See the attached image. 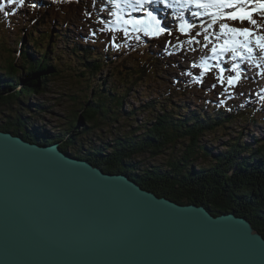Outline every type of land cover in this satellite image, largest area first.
<instances>
[{
	"label": "trees",
	"instance_id": "1",
	"mask_svg": "<svg viewBox=\"0 0 264 264\" xmlns=\"http://www.w3.org/2000/svg\"><path fill=\"white\" fill-rule=\"evenodd\" d=\"M88 2L92 1L64 0L59 2L52 0L51 7H42L38 24L40 23L45 28L34 36L31 32L32 28L27 27L25 38L30 39L32 45V48L28 50L22 45L24 29L21 30L20 37L15 36V41L23 46L22 61L16 65L10 55L2 59L4 64L0 68V112L4 111L3 107L9 108L14 105L12 104L14 101H21V104L26 103L24 92L28 95L29 92L34 94L49 92L47 83L62 75H71L75 79L80 78L81 81L89 78L91 80L87 85L92 86L93 89L84 90L81 97H72L74 106L69 114V121L60 128L61 133L48 134L37 128L29 129L30 125L27 124V120L32 119L31 115L29 118L28 115L18 114L7 116L4 121H0V128L23 137L25 135L30 141L41 140L44 143H51L58 140L60 147L65 151L70 149L77 156L85 157L104 171L127 173L142 187L178 203L203 204L213 214L235 212L250 220L254 229L264 236V182L260 178L261 175L264 176V139L256 138L254 148L247 145L251 143V140L237 144L242 139L238 140L240 135L245 134L246 136L243 128L247 131L255 128L245 111L250 108V110L255 109L249 112L250 115H253V112L260 114L259 109L239 104L236 107L226 108L225 112V108L221 106L218 99H214L203 100L207 107L192 108L188 111V115H185L187 113L185 108L189 106L185 100H175L177 89L171 87L163 91H154L160 98L158 95L154 96V100L144 101L140 105L142 110L150 112L148 117L152 115L149 118L151 122L142 124L137 122L136 126L130 129V135L121 130L124 126L119 123L117 129L123 137L115 140L101 139L102 143L97 146L96 144L86 146L82 142L76 134L77 131L89 132L90 127L98 125L108 127L113 118L116 120L119 111L123 112L127 118L129 115H134L136 108L131 111L120 109L125 99L124 95L131 92L132 85H137L142 81L144 87L139 95L144 99L147 98L150 95L151 89L148 87L152 77L157 78L159 75L155 61L165 60L168 57L160 50L158 52L144 50L137 59L140 64L128 67L124 64L125 54L128 51L125 42L128 45L132 41L129 37V40H126L125 37L119 36L122 28L109 29L101 22L99 27L90 28L84 35L72 31L70 26L76 23L75 17L79 12L92 14L96 20H99L97 14L87 6ZM60 13L64 14V19L53 17V23L48 28L50 15ZM1 17L0 30L5 28L4 18L1 20ZM45 18L47 22H44ZM251 19L258 20L256 16H252ZM262 21L264 22L263 19ZM54 23L56 28L52 27ZM60 41H63L64 48L57 50ZM116 45H118L119 57L115 52ZM9 48L10 46L7 52L10 51ZM60 55L67 57L68 61L64 64L65 71L62 72L59 70L58 63L55 62ZM112 64L124 66L126 71H121L120 65L114 67L119 75H123L122 78L116 74L111 75L113 71H107L106 80L95 79L104 67L108 68ZM19 72L23 74V79L26 81L21 90L16 89L21 79L17 75ZM108 79L112 84L110 86L106 84ZM181 81L185 80L181 79ZM193 81L190 80L186 85H192ZM186 85H177L181 90L184 89L183 96L187 93ZM122 87L125 89L124 93H122ZM90 94L92 96H89ZM64 104H68V100ZM41 105L45 106L42 103L39 107ZM78 122L81 128L72 131ZM240 122L246 126L240 125L241 128L235 131L238 137L235 139L230 137V143L226 144L223 151L214 152L212 150L211 152L198 139L206 130L213 131L218 127L225 129L229 123L239 125ZM94 129L90 132H95ZM41 133L46 138L42 137ZM112 141H115L114 144ZM249 149L251 151L246 154ZM73 152L70 153L75 155ZM161 155L166 157V162L164 164L153 163L154 158Z\"/></svg>",
	"mask_w": 264,
	"mask_h": 264
},
{
	"label": "water",
	"instance_id": "2",
	"mask_svg": "<svg viewBox=\"0 0 264 264\" xmlns=\"http://www.w3.org/2000/svg\"><path fill=\"white\" fill-rule=\"evenodd\" d=\"M236 85V82L234 83ZM0 132V264H264V237Z\"/></svg>",
	"mask_w": 264,
	"mask_h": 264
},
{
	"label": "rangeland",
	"instance_id": "3",
	"mask_svg": "<svg viewBox=\"0 0 264 264\" xmlns=\"http://www.w3.org/2000/svg\"><path fill=\"white\" fill-rule=\"evenodd\" d=\"M39 1L40 0H26V3L23 6H20L18 2H15L14 5L8 6L6 8V11L2 13V17L4 16L5 23V25L4 23L2 25H4L5 28L0 30V68L1 65L4 64V62H2V59H4L5 57L7 58L11 56L10 58L13 59L14 64L16 65L20 64V61H22V55L18 57L15 53V51L20 53L19 42L15 41V36L20 37V35H22V29H24L22 45L24 46V48H27V50L29 48H32L30 39L25 38L27 27L30 29L32 28L31 32L34 34V36H37L38 33H41V30H44L45 26L41 25L40 23L38 25H34L37 10L32 5ZM48 1L44 0V4H47ZM103 2V0H97V3L100 7L99 10L101 16L107 19V21H109L110 23L116 25L123 21L126 25L129 26L127 32L129 33L131 39L134 41L136 39L139 40V48L137 50H128L126 52L124 62L126 66L129 67L131 65H138L139 61H137V59L140 58L144 50L155 51V49H157L158 52V50H162L167 43L172 46V49L171 56H168L167 59H159L155 61V65L158 66L159 75L157 78L152 77L149 85L151 89L150 95L147 98L145 97L144 99L139 95L142 88L144 87V82L142 81L137 85H132L131 92H128L124 95L125 99L120 109L123 111H131L133 108H136L137 110L134 115H129V117L127 118L125 117V114L123 112L119 111L116 120H114L113 118L108 127H101L100 125H98L97 127H90L89 132L77 131L76 134H78L79 138L82 139V142H84L86 146L95 144L97 146V144L102 143L100 142L102 141L101 139L115 140L116 138L123 137L119 134V131L117 129L119 123L124 126L123 128H121V130L130 135V129H133L134 126H136L135 124L137 122L141 124L151 122L149 118H151L152 115L150 114V117H148V114L150 112L148 113V111L142 110V107H140V105L144 101L148 102L151 99L154 100V96H157L154 91L158 92L171 88L172 86L167 82V80H173V78H176L179 81H181V79L185 80L184 84H188L189 82L187 81H193V79L195 80L193 81L192 85H188V88L186 89L187 94L185 95V97L181 96V94L178 92L175 93V100H185V103H187L189 106L188 108H185V111L187 112L185 115H188V111L192 108H204V102L202 100L203 96H214V90H212V92L205 91L209 87L208 85L210 80L215 86V91L218 93H223V95H225V103L230 102L232 104H237L239 101L243 100L246 102H254L255 105H259L261 104L260 101L264 100V48H261L257 43V37H264V22L262 21V19L264 20V17H262L263 14L254 13L257 10L264 12V10H260V5L264 3V0H250L248 3H245V7L242 8L245 11H251V13H253L258 18L255 24L248 23L247 19L233 20L230 17H225L224 14H212L211 17H204L205 11H200L198 16L195 15L194 12L190 11L183 12L180 9L176 10L173 8H164L160 11V13H158V17L161 19H165L163 24H169V27L172 28L173 31L169 33L168 38L165 39L162 44L158 43L159 45L154 44L152 41L148 40V35L145 34V30L147 29H145L142 23L138 24L139 29L135 30L136 35L130 33V29L134 28L133 22L140 21L138 20L139 15H136L135 13H129L130 10H127L128 12L125 13V9L116 7L114 4H112V1L110 4L107 1H105L104 4ZM128 2L130 7L133 9H138L141 8L140 6L149 5V3L140 4V2ZM152 3V7L156 6L157 4L155 1H153ZM18 5L20 7H17ZM88 7L97 14V17L99 19H101L98 15V11L95 5ZM114 9L119 12L120 16L122 17H116ZM5 12H7L8 15H5ZM143 13L144 14L141 15V19L146 16V10H143ZM177 14L180 16L179 19L177 17ZM53 17L63 20L64 14L60 13L58 15H50V23L49 25H47L48 28L51 26V23H53ZM122 18L126 19L122 20ZM184 19L188 20V22L192 25V27L190 28L191 31H186V25H183L184 31H181L182 25L180 24ZM44 22H47V18H45ZM89 22L90 18H82V15H79V20L77 21V23H74L72 21L74 25L70 26V28L72 29V31L84 35L85 33H87L86 29L90 24ZM222 24L227 25V28H224L222 30L220 27V25ZM175 25H179L178 28H176ZM52 27L56 28L55 23ZM231 28L248 29L249 34L241 35L238 33H233L229 31V29ZM152 36L157 37V35ZM205 37H207V39H205ZM222 42H227L228 45L224 48H220V44ZM46 43L49 44L48 41H46ZM9 46L10 51L7 52V48ZM62 48H64V44L63 41H60L57 45V50H60ZM214 48L216 49L215 52H213ZM249 49H251V52H249ZM31 53H33L32 50ZM233 57H235V59ZM55 62L58 63L59 70L61 72L65 71L64 64L68 63L67 57H65L64 55H60V58ZM233 64L238 65L239 69H233ZM119 65L121 66V71H126L122 64H112L108 68L104 67L103 70L100 71V75L95 79L106 80L105 77H107L109 71H113L111 75L116 74L119 78H122L123 75H119V73H117L115 70V68ZM216 67H218V76L220 77V79L217 80L210 77L205 78L207 76H210L211 72L206 73V75H204V72L210 69L216 70ZM182 69H184V71H187L182 73ZM222 69L223 71H221ZM237 70L241 72L242 78L239 80L237 87H233L232 85H229L228 78L229 76H236ZM17 75L21 79L19 80L18 87L16 89L21 90L26 81L23 79L22 73L19 72ZM90 80L91 79L89 78H84V80L81 81L80 78L75 79V77L73 78L71 77V75H62L57 77L55 80L52 79L47 83V89L49 92L45 94H34L29 92V95L27 94V92H24V95L26 96V103L21 104V101H14L12 102V104L14 105L9 106V108L3 107L4 111L0 112V121H4L7 116H15L16 114L21 116L28 115V118L30 117L29 115H31V120L26 119L28 122L27 124L30 125L29 129L37 128L38 130L47 132L48 134L53 132L61 133L62 130L60 128L69 121V114H71V109L74 106V100H72V97H81V95H83L84 93V90H92L93 87L87 85L88 83H90ZM223 80H225V82ZM106 82L107 85H112L110 84L109 79ZM122 88V93H124L125 89L124 87ZM89 96H92V94H90ZM67 100L68 104H64ZM42 103L45 106L41 105L39 107V105ZM148 119L149 121H147ZM78 123L76 124V128H74L72 131H74L75 129L79 130L81 128L80 123L79 125ZM229 125L230 126L227 129L218 127L213 131L206 130L201 133L202 135H200L198 139L202 143H204L211 152L223 151L226 148V144L230 143L229 137H231L232 134L235 133L236 129L239 130L241 128L240 125L246 126L242 122H240L236 127H233L232 125L234 124L232 123H229ZM257 125L259 129L261 128V131H259L258 133H256L255 129L252 132H249L245 128L243 130L246 133V136L245 134H242L238 137L235 133L234 139L237 137L238 140L242 138L237 144L245 143L246 140H251L258 134H261L264 137V119L258 118ZM92 129H94L95 132H90ZM27 135H29V133H27ZM24 138L25 140L29 139L25 135ZM50 138H53V136H50ZM36 141L44 143L41 140ZM55 142H58V140H56ZM114 142L112 144H114ZM58 143L60 144V142ZM247 145L248 147L250 146L249 144ZM86 146H84V148ZM251 148L254 147H252L251 145ZM66 151L73 152L70 151V149H67ZM180 151L181 149L179 148V153ZM250 151V149L246 151V154H249ZM154 160L155 161L153 163L155 164H164L166 162V157L164 155H161L156 159L154 158ZM196 164L199 163L196 162ZM260 178L264 182V176L261 175Z\"/></svg>",
	"mask_w": 264,
	"mask_h": 264
},
{
	"label": "snow or ice",
	"instance_id": "4",
	"mask_svg": "<svg viewBox=\"0 0 264 264\" xmlns=\"http://www.w3.org/2000/svg\"><path fill=\"white\" fill-rule=\"evenodd\" d=\"M6 2L8 4H13L14 2H18L20 6H23L26 3V0H6ZM137 2L139 3L140 0H137ZM152 2H153V0H143V3L151 4ZM238 3H242V0H217V2L215 3L214 6H216V7H224V8H233ZM32 6L35 7L36 5L33 4ZM208 6L209 5L197 4V7H208ZM2 8H3V4L0 3V9H2ZM260 10H264V3H262L260 5ZM4 14L8 15L7 12H5ZM148 15H149V17L152 18V20L157 25V29H156L155 32H149V31L145 30V34L146 35H157L159 33L164 32L165 28L164 27H160L161 20H159L156 17L152 16L151 12H149ZM197 15H199V13H197ZM228 15L233 20H236V19L245 20V19H247V20H250L251 23H253V24L256 23V21L251 19V11H245L242 8L239 11L231 12ZM133 23L134 24H139L141 22L140 21H134ZM210 27H211V25H210ZM220 27L223 30L224 28H227V25H223L222 24V25H220ZM181 31H184V26L183 25L181 26ZM229 31H231L233 33H238V34H241V35H248L249 34V30L248 29L231 28V29H229ZM125 35H127V32H125ZM137 38H139V37H137ZM205 39H207V37H205ZM189 42H191V41H189ZM246 43H247V41H246ZM257 43L260 45L261 48H264V37H257ZM215 51H216V49L214 48L213 52H215ZM249 52H251V49H249ZM233 58L235 59V57H233ZM232 67H233V69H239V66L235 65V64H233ZM221 71H223V69ZM241 78H242L241 77V72L239 70H237L235 77L229 76L228 83H229V85H233L235 82L239 81ZM213 87H215V86L213 85Z\"/></svg>",
	"mask_w": 264,
	"mask_h": 264
},
{
	"label": "bare ground",
	"instance_id": "5",
	"mask_svg": "<svg viewBox=\"0 0 264 264\" xmlns=\"http://www.w3.org/2000/svg\"><path fill=\"white\" fill-rule=\"evenodd\" d=\"M167 1V0H166ZM134 3L136 2V3H138L137 2V0H134L133 1ZM143 2V0H140V3H142ZM108 3L110 4L111 3V1H108ZM171 4H173V6H176V5H178L179 4V2H171ZM112 6V5H111ZM167 6V5H166ZM168 7V6H167ZM121 8L122 9H125L124 11L126 12L127 10H131L132 8L130 7V5L128 4V3H126V4H121ZM169 8V7H168ZM160 9V8H159ZM177 10V9H176ZM173 13V12H172ZM155 17V16H154ZM162 17V16H161ZM206 17V16H205ZM158 19V18H157ZM161 19V18H160ZM151 20H152V18H151ZM253 20V19H252ZM136 35V34H135ZM94 36V35H93ZM139 36V35H138ZM123 37V36H122ZM127 37H129L130 39H131V37H130V35H129V33L127 32ZM131 43L130 44H132L133 43V41L134 40H132L131 39ZM159 56V55H158ZM159 58V57H158ZM138 64H140V63H138ZM153 64V63H152ZM154 65V64H153ZM132 66V65H131ZM136 66V65H135ZM224 108V107H223ZM33 129V128H32ZM0 132H4V133H8V134H11L12 136H15V137H19L21 140H23V141H26V142H29V143H35V145H37V146H39V147H46V146H53V145H56V144H59L58 142H52V143H40V142H37V141H28V139L27 140H25V138L22 136V135H20V134H17V133H13L12 131H9V130H3V129H1L0 128ZM32 132L33 133H36V131H33L32 130ZM41 136L42 137H45L46 138V136L43 134V133H41ZM56 148H58V150L60 151V152H63V153H66V154H68L67 156H70V155H72V156H74L75 158H77V159H79L80 161H83V162H86V163H89L90 165H92V166H98V165H95L93 162H91V161H89L88 159H86L85 157H79V156H77V155H73V154H71L70 152H67V151H65L64 149H62L59 145L56 147ZM99 167V166H98ZM101 170H103L101 167H99ZM105 172H107V171H105ZM114 173H120V174H124L126 177H127V179L128 180H130V181H132V177L129 175V174H127V173H124V172H108V174H114ZM134 180V179H133ZM137 184H138V186L139 187H141V188H144V187H142L138 182H137ZM146 189V188H145ZM179 204H181V203H179ZM203 208H205L206 210H209V208H207L206 206H204L203 204H200ZM235 213V212H234ZM236 214V213H235ZM237 216H238V218H240L241 220H243V221H246L247 223H249L250 225H251V227H253L252 226V223L250 222V220H248L247 218H245L244 216H242V215H238V214H236ZM254 228V227H253ZM254 231H256L255 229H254ZM256 232H258V231H256ZM259 234H261L262 236H263V234L262 233H260V232H258ZM264 237V236H263Z\"/></svg>",
	"mask_w": 264,
	"mask_h": 264
}]
</instances>
